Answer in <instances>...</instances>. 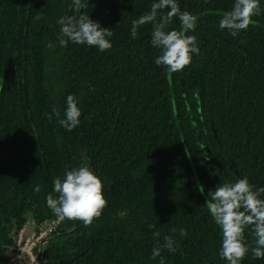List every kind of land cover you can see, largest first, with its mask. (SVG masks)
I'll return each mask as SVG.
<instances>
[{"label": "trees", "instance_id": "obj_1", "mask_svg": "<svg viewBox=\"0 0 264 264\" xmlns=\"http://www.w3.org/2000/svg\"><path fill=\"white\" fill-rule=\"evenodd\" d=\"M88 2L82 11L114 33L103 52L59 45L72 0H0V264H21L5 239L26 216L54 217V179L81 164L101 179L107 204L87 227L63 220L42 242V264H227L205 204L221 182L247 176L264 187V0L235 37L219 27L234 0H177L198 17L188 35L200 53L175 73L155 64L150 23L131 36L155 0ZM69 94L81 110L71 131L48 119L53 107L63 118ZM154 231L161 243L173 236L176 252L152 259ZM244 237L253 239L248 229ZM241 264L264 258L249 252Z\"/></svg>", "mask_w": 264, "mask_h": 264}, {"label": "clouds", "instance_id": "obj_2", "mask_svg": "<svg viewBox=\"0 0 264 264\" xmlns=\"http://www.w3.org/2000/svg\"><path fill=\"white\" fill-rule=\"evenodd\" d=\"M88 0H72L74 15H64L58 20L60 31L57 40L60 46H67L71 41L89 47L95 46L101 52L112 47L110 37L113 31L101 27L99 21L90 18L83 12L87 9ZM167 10V11H165ZM260 0H234L231 10L223 13L219 27L228 30L235 37L241 30H246L252 23V17L261 14ZM174 17L179 19V28L171 27ZM41 19L40 16L35 17ZM198 17L188 11H181L177 0H155L148 12L132 21L131 36L136 38L141 25H152L151 45L159 49L155 58L157 66H164L168 72L183 70L192 62V54L199 55L196 37L188 35L195 31ZM52 48L53 44L48 43ZM78 99L69 94L66 98V108L63 118L58 109L53 107L48 114L51 121L53 114L57 122L66 130L71 131L80 124L81 110ZM40 192V186L35 188ZM54 197L49 193L46 197L47 206L60 221L80 220L87 227L98 218L107 204L103 195L101 179L86 164L66 170L63 179L57 177L53 181ZM264 187L255 188L249 183L247 176L235 182H221L207 193L206 206L215 223L220 226L222 243L220 258L227 264H241L245 255L251 252L253 258H264ZM154 227V225L150 226ZM253 237L249 243L245 240V230ZM177 230L172 229L175 233ZM181 236L187 232L181 228ZM159 231L153 232L156 241L152 248V259L161 256L162 250L174 253L177 250L176 241L171 235H165L161 243ZM160 264H164L163 259Z\"/></svg>", "mask_w": 264, "mask_h": 264}, {"label": "built area", "instance_id": "obj_3", "mask_svg": "<svg viewBox=\"0 0 264 264\" xmlns=\"http://www.w3.org/2000/svg\"><path fill=\"white\" fill-rule=\"evenodd\" d=\"M61 222L56 215L43 221H34L31 217L26 216L23 224L14 233L12 247L17 257L25 258L28 264H42L37 252L38 247L57 230ZM19 263L23 264L21 261Z\"/></svg>", "mask_w": 264, "mask_h": 264}, {"label": "rangeland", "instance_id": "obj_4", "mask_svg": "<svg viewBox=\"0 0 264 264\" xmlns=\"http://www.w3.org/2000/svg\"><path fill=\"white\" fill-rule=\"evenodd\" d=\"M14 235L15 234H12L10 237H8V238H6L5 239V242H7V243H5V246L7 247L8 246V248L10 249V248H13L12 246L14 245ZM41 246H42V243L39 245V247H38V250H37V252H38V254H39V251L41 250ZM57 250L56 249H54V250H52L51 252H50V254H51V259H54L55 258V256L57 255ZM21 258V259H20ZM20 258H18V257H16V260H20L23 264H28L27 262H26V259L25 258H23V257H21L20 256ZM19 261V262H20Z\"/></svg>", "mask_w": 264, "mask_h": 264}]
</instances>
